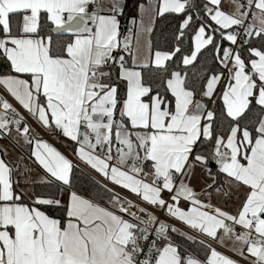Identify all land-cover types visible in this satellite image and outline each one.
Here are the masks:
<instances>
[{"label": "snow or ice", "instance_id": "6c2138e0", "mask_svg": "<svg viewBox=\"0 0 264 264\" xmlns=\"http://www.w3.org/2000/svg\"><path fill=\"white\" fill-rule=\"evenodd\" d=\"M0 264H264V0H0Z\"/></svg>", "mask_w": 264, "mask_h": 264}]
</instances>
